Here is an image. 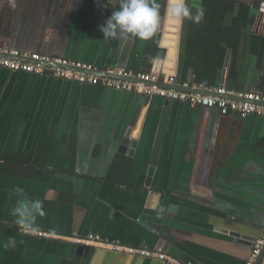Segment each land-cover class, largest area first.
Masks as SVG:
<instances>
[{
    "label": "crops",
    "instance_id": "obj_1",
    "mask_svg": "<svg viewBox=\"0 0 264 264\" xmlns=\"http://www.w3.org/2000/svg\"><path fill=\"white\" fill-rule=\"evenodd\" d=\"M186 2L203 7V21L176 25L159 0L157 46L127 34L103 40L100 27L119 0H0V48L100 74L132 68L173 76L201 94L223 88L264 96V0ZM163 104L0 69V264H244L264 224V118L170 102L150 176ZM17 186L43 202L36 233L13 222ZM89 235L160 247L168 261L74 242ZM14 236L17 247L5 250Z\"/></svg>",
    "mask_w": 264,
    "mask_h": 264
},
{
    "label": "built area",
    "instance_id": "obj_2",
    "mask_svg": "<svg viewBox=\"0 0 264 264\" xmlns=\"http://www.w3.org/2000/svg\"><path fill=\"white\" fill-rule=\"evenodd\" d=\"M258 13L264 15V2L259 4ZM0 69L31 75H47L55 79L99 86L107 90L134 93L146 98L157 97L164 101L185 104L189 108L215 110L223 117L234 116L241 120L248 116L264 118V96L262 94L230 92L223 88L201 94L196 91L195 87L192 88L188 84L178 86L173 76L161 79L158 73L134 74L126 69H117L98 74L91 65L30 51L1 48ZM37 236L46 237L47 235L37 233ZM74 242L78 245L94 244L114 252L157 259L163 263L168 261L160 247L154 250L129 248L118 242L102 239L97 235H89L86 239L74 238ZM244 264H264V224L260 237L252 242L251 252Z\"/></svg>",
    "mask_w": 264,
    "mask_h": 264
},
{
    "label": "clouds",
    "instance_id": "obj_3",
    "mask_svg": "<svg viewBox=\"0 0 264 264\" xmlns=\"http://www.w3.org/2000/svg\"><path fill=\"white\" fill-rule=\"evenodd\" d=\"M12 7H15L14 2ZM160 9L159 0H119L118 9L113 10L105 24L100 27L103 40H117L120 35L127 34L141 41H153L158 46L159 42L154 37L159 29ZM167 14L176 25H182L185 21L199 24L205 15L202 6L189 4L186 0H167ZM161 59L157 55L151 62L156 63ZM14 192L17 200L10 210L14 224L25 234L38 232L37 218L45 215L43 202L29 198L19 186L15 187ZM17 243L15 236L8 237L2 247L5 250L15 249Z\"/></svg>",
    "mask_w": 264,
    "mask_h": 264
},
{
    "label": "water",
    "instance_id": "obj_4",
    "mask_svg": "<svg viewBox=\"0 0 264 264\" xmlns=\"http://www.w3.org/2000/svg\"><path fill=\"white\" fill-rule=\"evenodd\" d=\"M263 17H260L259 19L262 20ZM100 74V73H98ZM177 89H179V87H176ZM200 93V91H199ZM204 94H207L206 92ZM225 98H229V97H225ZM164 109L162 111V115L160 118V123L157 129V134H156V138H155V143L153 146V151H152V156H151V162H150V168L148 171V174L151 176L154 172V168L158 159V155H159V150L161 147V143H162V139H163V135H164V131L166 129V125H167V120H168V116H169V105L170 102L168 101H164ZM136 143L132 142L131 143V147L132 149H135ZM86 249V248H85Z\"/></svg>",
    "mask_w": 264,
    "mask_h": 264
},
{
    "label": "trees",
    "instance_id": "obj_5",
    "mask_svg": "<svg viewBox=\"0 0 264 264\" xmlns=\"http://www.w3.org/2000/svg\"><path fill=\"white\" fill-rule=\"evenodd\" d=\"M127 71H129V72H132V73H138L137 71H135V70H133L132 68H127L126 69ZM181 81H184V79H181ZM182 84H188L187 82H183ZM189 85V84H188Z\"/></svg>",
    "mask_w": 264,
    "mask_h": 264
}]
</instances>
